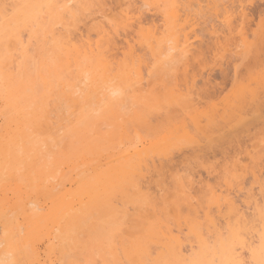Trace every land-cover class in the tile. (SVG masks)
I'll use <instances>...</instances> for the list:
<instances>
[{
    "label": "rangeland",
    "instance_id": "rangeland-1",
    "mask_svg": "<svg viewBox=\"0 0 264 264\" xmlns=\"http://www.w3.org/2000/svg\"><path fill=\"white\" fill-rule=\"evenodd\" d=\"M32 1L0 0V26L4 22L2 16L5 18L2 14L4 7L9 10L5 15L10 19L13 8H22ZM163 1L59 0L58 17L52 18L51 14L43 13L36 23H20L18 30L24 41V49L22 44L18 46L20 43L17 45L18 49H14L15 43L11 45L1 35L3 44L9 47L7 49L2 46L6 50L1 48L0 53L4 52L3 55L7 56L11 52L14 59L21 53L29 55L27 70L36 80V92L42 96L44 87L39 76L41 70L38 61L39 56H44L43 50L50 52L47 56L51 67H57L67 61L66 50L55 46L58 41L65 43V40L73 38L74 42L81 44L82 41L79 40L82 37H89L94 43L99 39L100 30L110 33L115 38L118 49L105 50L103 55L110 66L114 65L111 68L116 67L112 74L120 70V65L124 67L135 63L137 73H132V83L121 76L94 82L92 74L85 73L90 74L92 80L90 77L86 79L87 75L83 73L79 76L74 68L65 75L66 80L74 85L76 96L81 98V108L91 118L89 123L82 126L87 136L93 138L96 133H100L110 137L115 134L118 137L125 130L126 136L129 135L122 141L115 139L114 143L104 145L100 154L90 153L96 162L92 164L96 166L98 163H105L106 157L128 147L134 149L137 146L139 150H144L145 144L152 151L148 153L150 155L147 160L144 157L143 163L146 161V165L142 164V171H136V175L141 171V176L138 174L133 184L126 186L123 191L115 192L109 202L110 207L105 206L103 212L92 211L87 224H84L85 228H72L71 232L62 237L63 240L57 241L55 253L49 252L47 240L50 241V237L46 235V239L44 233L51 225L41 228L44 230L39 231L41 234L43 231L45 238L42 237L39 241L37 236L36 240L33 239L35 243L39 241V244H35L36 253H31L34 264H130L124 250L131 248L135 241L143 240L157 222L171 226V230L168 227L171 234L166 233L173 236L170 240L173 244L180 242L179 248L175 244V252H182L180 260L186 259L181 260L182 264H188V258L189 261L193 259V256L190 257L192 253L197 255V259L198 255L204 254L205 249L209 250L211 256L215 252L216 256L221 252L220 242L226 246L230 242L232 247L233 242L237 245L238 241L239 244L236 234L235 238L232 237V233L239 228V215L234 212L238 216L230 215L232 212L230 216L227 215V204L225 199L223 201L226 205L221 200L226 196L233 198L239 207L236 206L237 209L242 212L240 217L242 215L244 218L240 219L242 221L239 225L244 226V229L240 227L243 233L238 231L240 228L237 230L239 235L236 233L240 240L244 238L245 241H241L244 247L239 244L233 249L235 252L231 250L233 253L230 251L228 255L237 257H231L235 261L242 258L241 264H254L250 252L258 250L264 243V0H177L181 8L179 24L183 20V28L179 25V30L177 25V30L174 29L179 37L178 41L176 36V39L169 37L163 27ZM122 10L139 16L145 29H153L154 24L158 26L163 30V34L159 36L162 35L160 38L163 37L164 40L156 43L152 38L146 43L142 34L138 35L139 29L135 25L132 28L124 26ZM10 22L13 27L16 26L13 21ZM185 35L189 38L186 44L191 46L188 54L183 52L187 38ZM127 39L134 46L135 59L130 57L132 62L123 54ZM149 43H153L154 50H151ZM12 54L7 57L13 61ZM10 63L8 66L12 65ZM138 69L141 71L138 72ZM139 73L143 75V82L139 80ZM117 87L122 88V94L111 95L112 90ZM58 92L56 88L54 97L48 100V121L51 127L44 128L35 138L40 153L37 152L39 155L33 167L28 168L25 162L20 164V170L16 174L19 180L9 179L8 173H3V178H0V199L7 195L10 198L8 200L14 202L15 192L12 193L11 185L18 181L24 184L22 192L30 194L27 198L23 197L30 211L33 208L41 213L45 210L48 212L50 202L45 199L44 187L57 182L51 176L55 160L69 151L75 139L68 134L75 118L69 115ZM171 93L175 101L171 99ZM109 100L115 106V119L105 116L104 110ZM139 116L144 123H137ZM185 131L190 137L183 134ZM173 134L170 139L173 145L164 148V138ZM156 144L163 146L162 149L153 150L152 146ZM148 148L145 149L146 156ZM40 169H45L44 174L50 175L44 176L48 177L47 180L41 178L38 172ZM86 169L82 160L79 161L76 171L84 174ZM37 189L43 194L39 192L37 195ZM6 191L7 194L4 193ZM214 195L217 198L220 196L219 202L224 206L220 207L215 202ZM4 199L8 201L7 198ZM29 201L34 204L30 205ZM106 210L114 214H108ZM5 212L10 217L13 211L9 213L8 209ZM2 215L0 222L6 217L4 213ZM17 215L15 214V218ZM12 218L8 220H15ZM209 219H214V226ZM18 220V224L23 223L21 216ZM190 222L197 223L195 233L198 232L200 237L192 232L191 225H187ZM233 227L237 228L230 233ZM41 234L38 235L43 236ZM46 234L50 236V231H46ZM172 234L177 236L178 241ZM3 236L1 229L0 237ZM17 237L16 235V239ZM170 241L166 243L170 244ZM201 242L205 243V247ZM163 245L162 248L161 245L150 247L152 264L157 263L154 259L159 254L168 256L167 245L165 249ZM6 250L7 252L0 254V264H26L23 259L15 258L12 250ZM217 251L219 252L216 253ZM206 252L205 256L208 255V251ZM203 256L200 255L199 259H205ZM209 258L208 261L211 262L210 255ZM218 258L220 257L213 256L211 264H221Z\"/></svg>",
    "mask_w": 264,
    "mask_h": 264
},
{
    "label": "bare ground",
    "instance_id": "bare-ground-1",
    "mask_svg": "<svg viewBox=\"0 0 264 264\" xmlns=\"http://www.w3.org/2000/svg\"><path fill=\"white\" fill-rule=\"evenodd\" d=\"M162 3H163L162 15H164V17L163 16L162 17H163V20L165 19L164 22L166 23V26L164 23L163 27L165 30H167L166 31L167 34L169 33L168 34L169 37L171 36V38L172 37L175 38L176 36L175 30H177L176 26L178 25L177 27L179 30H180V26L183 28V20L179 24V21L181 19L180 12H179L181 11V8L179 7L180 2L178 3L177 0H164ZM58 4H59V0H36V1L33 0L32 2L26 4L22 8H13L11 10L13 16L10 19L6 18L5 13H7L8 9L4 7L5 9L3 8L4 10L2 14L5 16V18L2 16V19L4 20V22L2 26H0V41L2 42L1 35L5 36L7 42L8 41L11 42V45L15 43L14 49L17 50L18 46H21V44L22 45L24 44L22 43L24 41L23 39H21L22 37L20 36L19 30H18L20 23L21 22L25 23V25L27 24L29 25L34 22L36 23L43 13L51 14L52 18H54L55 16L58 17L59 16L58 10H57ZM159 8H160V5H159ZM177 8H180V9L178 10ZM122 11H123L124 19H125V22H124L125 27L132 28L131 26L135 25L139 29L137 31L138 35L142 34L141 37H143L146 43H148L152 38L154 39V41H157L156 43L162 42L163 37L160 38L162 35L161 36L159 35L163 34V30H161L158 26H155L154 24L153 29L150 27H147L145 29L143 26L144 23L139 16H135V14H131V12L130 11L128 12L127 10H122ZM10 21H13L16 26L13 27V23H11ZM144 29L147 31H145ZM141 31L142 32L145 31V33H142ZM99 34H100L99 39L96 40L94 43L89 37L87 39L86 38L84 39L82 37V39L79 40V41H82L81 44H79L80 42H78V44L74 42L73 38H69L67 39V41L65 40L64 41L65 43H59L58 41L59 43L58 44L56 42L57 43L55 45L56 48L57 47L63 48L67 52V61L65 63L59 64L57 67H51V64L48 62V56L50 55L49 54L50 52H48L49 50L45 49L42 51L44 56H39L40 58L38 57L40 59L38 63L40 65V70H41L39 76L41 79V84L44 87V94L42 96H39L38 93L36 92V80L32 78L31 73H29V70H27L26 62H27V58H29V55L27 56L26 52L21 53L19 54L20 55L19 57H16L14 59L13 54L10 52L9 55L7 56H10V54H12L11 57H13V61H14L13 63V61L11 60L12 58L9 60L8 57L5 56L6 54L3 55L4 52L0 53V175L2 174L0 178L1 177L3 178V176L8 173L7 175H9V179L11 178L12 180L14 178L13 180L15 179L19 180L16 174L20 170V167H18L20 164L25 162L28 168L33 167L35 163L34 161L37 158V155H39L40 153L39 147H36L37 143L35 141L36 140L35 138L37 134H41L43 132L44 128L49 129V127H51L50 122L48 121L49 119H48L47 107H48V100L54 97L56 88H58V91H59L58 97L67 106L69 115H73L75 118L74 122L72 123L73 124L72 127L68 131L69 136L75 139L74 141H72L69 151L68 152L66 151L65 154L63 153V155H61L59 158L58 157L56 158L55 169L53 171V175L51 174L52 178L57 179V182L50 183V181H48V183H50V186H48L47 188L44 187L45 191L43 190L44 194L46 195L45 199L47 198V200L50 202V206L49 207L46 206V208L48 207L47 209L48 212L45 210L46 212L44 211V213L43 212L41 213L33 208L30 211L29 210L30 208H27L26 201L23 200V197L27 198L30 196V194L28 193L25 194L26 192L25 193L22 192V189L24 188L23 187L24 184L22 185L18 183V181H15V184L11 185V187L14 189V190L12 189V193L15 192L14 193L15 199L13 198L14 200H12L14 202H11L10 200H8L10 198L7 197V195L6 197H4V198H7L6 199L8 200L7 202L5 201L4 198L0 199V216L3 217L2 215L3 213L6 216L4 217L6 221L2 218V221L0 222V231L2 229L3 234H4L3 236L4 238L0 237L1 238L0 254L2 252H3L2 254H4V251L7 252L6 249H10L14 252L15 258L23 259V262H26V264H34L33 262H35L33 260L31 253L32 254L36 253L35 244L40 241L39 239L42 240L43 239L42 237H44L43 231H42V234L40 233L41 230H44L41 228H44V227L46 228L49 225H51L48 228V230L50 231V236L49 234H46V231L48 233L47 229L44 231V233H45L46 239H48L46 236L48 235L51 241L50 242L49 240H47L49 243H51L49 244L47 242L48 243L47 247L50 250V251L49 250L47 251L51 252V254L53 251L55 253L56 248H57L56 246L58 244L57 241L60 242L61 239L63 240L62 237L66 236L68 232H71L72 228H78V229L85 228L84 224H87L90 214H92L94 211L101 212L102 209L104 208L106 209V207L107 208L110 207L109 202L113 194H115V192L117 193L120 190L123 191V189L126 188V186L128 185L130 186L133 184V182L136 179L135 177H138L137 175L139 174L138 173L136 175L137 173L136 171H139V169L142 171V168H141L142 164L146 165V161L143 163L144 157H146L145 160H147V158L150 155L148 153L151 150H149V148L145 144L143 146L146 147L145 149L148 148L149 150V151L146 150L147 156L145 155V149L142 150L143 148L142 149L140 148L139 150L137 146L135 145L136 147L135 146L134 147L137 149L135 148L131 149V147H128L124 150L119 151L116 154H112L106 157L105 159L107 161L105 163H98V165L96 164V166L92 164L93 162H95L94 161L95 159L93 158L94 156L91 157L92 154L93 155L94 154L96 155L97 153L100 154L101 149L104 148V145L108 143H114L115 139L122 141L128 138L129 135L127 134L128 137L126 136L127 131L125 130L122 134H119L118 137L115 134H112V136L114 137H110V135L109 136L100 135V133H96V135L93 138H90L89 136H87L82 126L85 123H89L91 118L88 114H86V112H84V108L83 107H82L83 109L81 108V104H82L81 98L76 96L77 93L74 90L75 89L74 85L71 83V81L69 82L66 80L65 75L68 73H71L72 72L71 69L74 68L77 71V74H79V76L83 73L85 74L88 72L92 74L91 77L94 82L95 81L97 82L100 79L104 81H108L109 79L112 78V76L113 77L121 76L129 82L131 81L132 83L134 80L132 78V73L134 71L136 72V70L134 69L136 68L135 63H133L130 58L133 56V59H135L134 58L135 55H133V53L135 54L134 48H133L134 46L132 45V42L130 43L131 40L127 39L125 41L126 47L124 48V50L126 49V51H124L123 54H124V57L126 56L127 58L128 57L130 58V61L132 62V64L130 63L131 65L130 64L126 66L124 65V67L120 65V68H119L120 70L117 71V73L112 74L113 69L116 67L111 68L114 65L112 64L110 66V62L108 63V60L103 55V53L105 54V52L108 50L109 51L117 50L118 46L115 41V38L112 37L110 33L106 32L104 29H102V31L100 30ZM156 36H159V38ZM185 36L187 38H185L184 45L186 46H184L185 48L183 47L184 48L183 52L185 54H188L189 49L191 50L190 48L191 46L189 47V45H187L188 44L187 41L189 38L187 35ZM176 37L178 41L179 37L178 36ZM148 45H150L151 50L152 49L154 50L155 46H153V43H149ZM2 46L3 47L6 46V48L9 47V45H5V43L3 44L2 42L0 45V50ZM21 47L22 49L25 48L24 45ZM6 48H2V50L5 51ZM44 51L45 52L47 51V53H45ZM42 52L40 53L41 55H42ZM21 57L23 58V60L20 61L19 58ZM54 58L55 60L57 59L55 56ZM5 61L7 64L5 63ZM8 63H10L11 66H8ZM140 64L141 62L138 65ZM140 71L141 70L138 69V72ZM90 74L89 75L85 74L87 75L86 79L90 77ZM141 75L142 74L139 73V80L143 82L144 78H143V75L142 76ZM148 76L151 77V74H149ZM91 77L89 79H91ZM120 93L122 94V88L117 87L112 90L111 95L120 94ZM170 96L173 101L176 100L172 98V93ZM176 103H178V100ZM106 106L107 107L104 110L105 116L108 118L115 119L117 117L116 116L117 114L115 112L114 103H112V101L110 102L109 100ZM139 117H137V120H136L137 123L139 124H141V122L144 123V120H142V117L141 116ZM183 134H186L188 137H190L188 132L186 131ZM171 136L173 138L174 134L169 135L166 138H164V141H163L164 148L166 149L173 145L172 140H170L172 139ZM183 136L185 135H182V137ZM157 145L158 144L153 145L152 149L153 150H156V148L157 149L159 148V150L162 149L163 146H159V145L157 146ZM38 151L39 153H37ZM88 155L93 160L88 158L87 157ZM77 159H80L79 160L80 162L82 160V165H84L87 168L86 169L87 172L83 171L84 174H81L80 172L76 171V168H78L79 166V161L78 163H75ZM141 171H140V174H141ZM38 172L41 178L43 179L44 176L46 175L44 174L45 169L44 170L40 169V171ZM49 176L50 175H48V177ZM48 177L47 178L45 177L46 180L48 179ZM67 185H69V187ZM11 187L8 186V188L10 189ZM40 187L42 188L43 186H40ZM10 189H8L9 191L8 190L7 191L10 192ZM37 190L38 192L36 191L37 192L36 194L38 195L40 191L39 189ZM7 191L4 193L7 194ZM40 194H43V193L40 192ZM214 199L217 204L219 203L220 207L223 205V203L224 205L227 204L226 205V207L228 208L227 215H229L231 212L232 213L230 215H235L234 213H237L239 215L238 216L236 214L239 217V218L237 217L238 218L237 222L239 221L238 227L239 228L242 227V229H244L243 228L244 226L239 225V223L242 221V220L240 221V219L244 217L242 215L240 217V213L242 212L241 210L239 211V209H237L238 205H236L235 200H232L233 198L230 199V197L227 198L226 196V198L224 197L223 199H221L222 201L225 199L224 201L226 202V204L223 201L221 205L220 203L221 201L219 202L220 196L219 198L215 197ZM9 202H11V204ZM28 203L30 205L34 204V202L32 201H29ZM7 208L9 209V213L13 211L10 217L8 216L9 214L6 215L7 212L5 211L8 210ZM42 210H43V207H42ZM17 213L19 216H21V219H23L21 220L23 221V223L20 222L21 224H18L19 223L18 221L20 220H18L19 216L17 215ZM15 214L18 217L16 216L15 218ZM108 214H114V212L112 213L110 212ZM12 216L13 218H15V220L12 218ZM9 218H12L13 220L9 221L10 220ZM14 221H17V223L14 224L13 223ZM209 221L210 222L212 221L213 226L215 225L214 219L213 220L209 219ZM193 223L194 224L190 222L187 225L188 226L191 225L190 227L192 228L190 227L189 228L193 230L195 229L194 231L192 230V232L195 233L198 227L196 226L197 223L195 222ZM42 224L44 226H42ZM19 227L22 228V230ZM168 227L171 230L170 228L171 226L165 225L162 222L154 223L152 228L150 229V233L143 240L135 241L136 243L134 242L132 244V247L131 248L129 247L130 249L128 248V250L126 249L124 250V253H125V256L128 262L130 264H150L151 263L150 260H152L151 259L152 252L150 251L151 248L153 246L158 247L160 245H161L160 248H162V245L165 243L163 247L165 249V245H167L166 247L168 249V254H167L168 256H166V254L164 253L159 254L156 257L157 259L156 260L154 259V262L155 261L157 262L155 264H182L183 261L186 259L181 258V260H183L181 263L180 256L183 257V255H181L182 252L180 251L181 252L180 254L175 252V250L177 249V247H175L176 243L174 242L173 244V242L170 241L171 239H173V236L170 237L171 233ZM230 228L232 227L230 226ZM235 228L237 227H233L230 233L233 232ZM239 228H237V230ZM242 229L240 228L238 231L241 230L240 232H242ZM18 231H20V233L22 232L21 235H19L20 233ZM166 232H169L170 234ZM236 232L232 233L233 234L232 237H234V235L236 234L235 237L237 238V240H239V244H241V241L243 242L244 238L240 240L239 236H237V233L239 235V232L237 233ZM38 234H41L43 236H40ZM195 234L197 236L198 232ZM16 235L18 236L17 237L18 239H16ZM37 236H38V239H37ZM198 236L200 237V234ZM262 236H264V234ZM167 237L169 238V240ZM2 238H3V241H2ZM174 238L176 239L177 236H175ZM263 238L264 237H262V239ZM33 239L34 240L37 239L39 241H36L35 243L33 242L34 241ZM165 240L167 242L170 241L171 243L167 244ZM176 240L178 241V239ZM177 243L178 244L176 245L179 248L181 244L179 245L180 243L179 241ZM201 243H202V246L205 247V243L204 244L203 242ZM220 243H221L220 254L222 253L221 256L218 253L219 251L216 252L218 253V255L216 254V256L220 257L218 258V260L220 259L219 262H221V264H241L240 261L242 258L240 259V261L239 260L235 261L234 259H236L237 257L235 258L234 256L228 255L231 252L233 253L234 251L233 249H236L235 248L236 246H239L238 241H237V245L235 244V242H233L234 244L233 247H232V243L230 244V242L226 243L228 246H226L223 242H220ZM261 245L262 246L259 247L258 250L253 249V251L250 252V254L253 255L252 256L253 259L252 258L251 259L254 262V264H264V243ZM241 246L244 247V245L242 244ZM204 251H205L204 252L205 255L207 253L206 251H208L207 256L203 254L205 256V259H202L201 257L200 258L202 260L199 259L200 255L203 256L201 253L200 255H198L197 257L198 260H197L195 257L197 255L195 253H192L191 256L190 255L189 256L191 258L193 256V259L189 261V258H188V262H189L188 264H211L213 261L212 260L213 256L216 257L214 255L215 252H213L214 254L211 256V253L209 252V250L205 249ZM209 255L212 258L211 262L208 261L210 259ZM231 255H234V254H231ZM228 256H230V258L234 257V259L233 258L230 259L228 258ZM206 257H208V260Z\"/></svg>",
    "mask_w": 264,
    "mask_h": 264
}]
</instances>
